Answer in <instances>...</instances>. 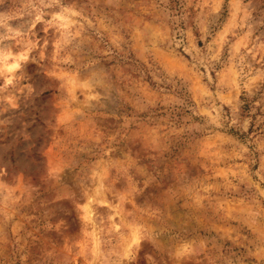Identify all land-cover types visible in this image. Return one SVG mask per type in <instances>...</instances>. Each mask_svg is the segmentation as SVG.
Returning <instances> with one entry per match:
<instances>
[{
	"label": "rangeland",
	"instance_id": "rangeland-1",
	"mask_svg": "<svg viewBox=\"0 0 264 264\" xmlns=\"http://www.w3.org/2000/svg\"><path fill=\"white\" fill-rule=\"evenodd\" d=\"M0 264H264V0H0Z\"/></svg>",
	"mask_w": 264,
	"mask_h": 264
}]
</instances>
